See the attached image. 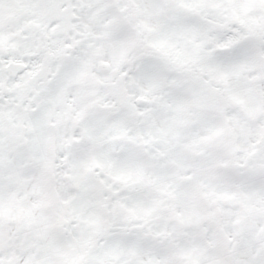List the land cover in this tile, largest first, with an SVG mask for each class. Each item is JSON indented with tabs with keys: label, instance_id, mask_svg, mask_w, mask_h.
Returning <instances> with one entry per match:
<instances>
[{
	"label": "snow or ice",
	"instance_id": "obj_1",
	"mask_svg": "<svg viewBox=\"0 0 264 264\" xmlns=\"http://www.w3.org/2000/svg\"><path fill=\"white\" fill-rule=\"evenodd\" d=\"M0 264H264V0H0Z\"/></svg>",
	"mask_w": 264,
	"mask_h": 264
}]
</instances>
